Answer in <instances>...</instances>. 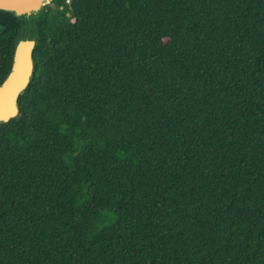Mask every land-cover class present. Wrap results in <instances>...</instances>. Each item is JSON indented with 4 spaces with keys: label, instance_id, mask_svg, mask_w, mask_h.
<instances>
[{
    "label": "trees",
    "instance_id": "obj_1",
    "mask_svg": "<svg viewBox=\"0 0 264 264\" xmlns=\"http://www.w3.org/2000/svg\"><path fill=\"white\" fill-rule=\"evenodd\" d=\"M23 30L0 264H264V0L0 10V83Z\"/></svg>",
    "mask_w": 264,
    "mask_h": 264
},
{
    "label": "water",
    "instance_id": "obj_2",
    "mask_svg": "<svg viewBox=\"0 0 264 264\" xmlns=\"http://www.w3.org/2000/svg\"><path fill=\"white\" fill-rule=\"evenodd\" d=\"M52 0H0V10L17 16H37ZM37 37L24 36L15 44L10 70L0 83V122H7L18 112V97L30 82L33 73V50Z\"/></svg>",
    "mask_w": 264,
    "mask_h": 264
},
{
    "label": "rangeland",
    "instance_id": "obj_3",
    "mask_svg": "<svg viewBox=\"0 0 264 264\" xmlns=\"http://www.w3.org/2000/svg\"><path fill=\"white\" fill-rule=\"evenodd\" d=\"M32 33H33L32 31H30V33H29L27 30H23L22 35L29 36Z\"/></svg>",
    "mask_w": 264,
    "mask_h": 264
},
{
    "label": "built area",
    "instance_id": "obj_4",
    "mask_svg": "<svg viewBox=\"0 0 264 264\" xmlns=\"http://www.w3.org/2000/svg\"><path fill=\"white\" fill-rule=\"evenodd\" d=\"M66 3H69L71 0H64Z\"/></svg>",
    "mask_w": 264,
    "mask_h": 264
}]
</instances>
